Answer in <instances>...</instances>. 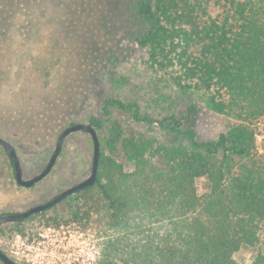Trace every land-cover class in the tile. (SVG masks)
Segmentation results:
<instances>
[{
  "label": "trees",
  "instance_id": "16d2710c",
  "mask_svg": "<svg viewBox=\"0 0 264 264\" xmlns=\"http://www.w3.org/2000/svg\"><path fill=\"white\" fill-rule=\"evenodd\" d=\"M221 1L224 16L213 18L208 0H104L100 23L111 40L143 50L152 71L233 119L226 132L199 140L195 104L158 120L136 102L108 97L88 123L107 129L95 184L11 224L12 234L32 240L36 218L56 229L98 225L105 236L97 264H264V153L256 139L264 118V0ZM115 112L149 130L130 129ZM201 178L208 180L204 196ZM243 248L247 262L236 258Z\"/></svg>",
  "mask_w": 264,
  "mask_h": 264
},
{
  "label": "rangeland",
  "instance_id": "374dc122",
  "mask_svg": "<svg viewBox=\"0 0 264 264\" xmlns=\"http://www.w3.org/2000/svg\"><path fill=\"white\" fill-rule=\"evenodd\" d=\"M208 1L210 15L222 18L225 3ZM104 11V0H0V137L16 149L25 180L47 167L70 123L88 124L90 117H100L108 97L136 102L143 114L158 120L181 116L195 104L198 113L191 127L201 141L216 139L234 123L210 112L197 91H184L168 75L152 71L145 52L135 44L108 38L100 23ZM49 104L51 119L44 115ZM115 116L130 129L149 130L134 125L126 115L115 112ZM259 123L264 127V118ZM155 128L161 140H169ZM98 136L105 140L107 129ZM93 159L91 135L71 134L51 173L25 188L17 184L10 159L0 148V215L26 212L87 180ZM196 185L201 196L208 193L206 178ZM11 224H0V248L18 264H75L76 254L98 251L105 236L98 225L63 224L56 229L36 218L29 223L36 235L27 240L12 234ZM236 258L249 261V250L243 248Z\"/></svg>",
  "mask_w": 264,
  "mask_h": 264
},
{
  "label": "water",
  "instance_id": "95a60500",
  "mask_svg": "<svg viewBox=\"0 0 264 264\" xmlns=\"http://www.w3.org/2000/svg\"><path fill=\"white\" fill-rule=\"evenodd\" d=\"M77 132L89 133L94 143V159H93V168H92L91 176L87 180L63 191L62 193H60L55 198H53L52 200H50L49 202L45 204L35 206L26 212H20V213L8 214V215H0V224L15 223L18 220L27 219L32 215L42 213L60 204L64 199L75 194L76 192L81 191L87 187L93 186L97 180L99 162H100V156H101V144H100L97 130L89 124H75L73 126L66 128L59 136V139H58V142L55 148V152L52 155L47 167L39 175L35 176L34 178L30 180H25L22 164H21V161L19 159L16 149L10 142L0 137V145L8 152L9 156L11 157L13 161L15 178H16L17 184L21 187L31 188L34 185L41 182L42 180H44L51 173V171L53 170L54 166L56 165L62 153L63 145L67 137ZM0 261L3 264H18L14 260H12L8 255H6L2 250H0Z\"/></svg>",
  "mask_w": 264,
  "mask_h": 264
},
{
  "label": "built area",
  "instance_id": "2783aa9c",
  "mask_svg": "<svg viewBox=\"0 0 264 264\" xmlns=\"http://www.w3.org/2000/svg\"><path fill=\"white\" fill-rule=\"evenodd\" d=\"M257 126H258V132H259L256 134V138L259 140L258 152L260 154H263L264 153V129H263L264 127L261 123L257 124ZM99 254H100L99 250L93 251L87 256H82L80 253H78L75 255L76 256L75 264H97ZM59 261L62 262L61 259ZM27 262H30V260L27 259ZM62 263L64 264V262ZM68 264H71V262H68Z\"/></svg>",
  "mask_w": 264,
  "mask_h": 264
}]
</instances>
